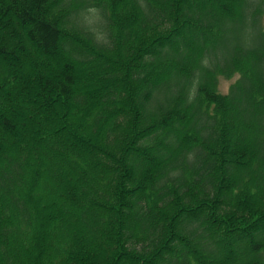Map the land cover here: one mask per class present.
Here are the masks:
<instances>
[{
  "label": "trees",
  "instance_id": "1",
  "mask_svg": "<svg viewBox=\"0 0 264 264\" xmlns=\"http://www.w3.org/2000/svg\"><path fill=\"white\" fill-rule=\"evenodd\" d=\"M263 15L0 0V264H264Z\"/></svg>",
  "mask_w": 264,
  "mask_h": 264
},
{
  "label": "rangeland",
  "instance_id": "2",
  "mask_svg": "<svg viewBox=\"0 0 264 264\" xmlns=\"http://www.w3.org/2000/svg\"><path fill=\"white\" fill-rule=\"evenodd\" d=\"M262 21H263V25H264V15H263V18H262ZM101 67V66H100ZM99 67V68H100ZM235 77L236 76H234V77H232L231 79H225V78H219V89L222 91V92H226L227 91V89H228V87H229V85H230V83L232 82V81H234V79H235ZM65 136L64 135H61V138L63 139ZM241 139V136H240V134H236V133H234L233 134V137H232V139L230 140L231 141V145H234L235 143H236V141H238V140H240ZM54 146H53V144H52V142H48V148L50 149V151L52 150V148H53ZM71 165L68 163V164H65V167L66 168H69ZM45 200H47V199H45ZM87 237V236H86ZM97 245H98V243L96 244H94V247L96 248L97 247ZM244 258H246V256H244L243 254H240V255H238V257H237V261L238 262H240V261H242Z\"/></svg>",
  "mask_w": 264,
  "mask_h": 264
}]
</instances>
